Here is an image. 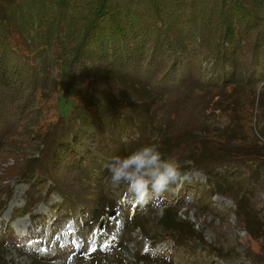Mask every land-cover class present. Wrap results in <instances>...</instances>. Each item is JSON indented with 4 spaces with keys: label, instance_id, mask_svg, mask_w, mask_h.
<instances>
[{
    "label": "trees",
    "instance_id": "16d2710c",
    "mask_svg": "<svg viewBox=\"0 0 264 264\" xmlns=\"http://www.w3.org/2000/svg\"><path fill=\"white\" fill-rule=\"evenodd\" d=\"M60 96L70 97L68 113L45 120L43 107ZM252 116L255 126L242 133L241 120ZM18 131L11 147L28 184L18 216L35 219L34 205L51 192L62 198V214L84 210L100 221L99 202L115 209L97 182L108 176L106 164L157 144L179 177L202 171L212 194L232 198L246 234L264 236V217L246 191L264 184V0H0V145ZM134 219L124 218L119 251L125 224L144 229ZM159 225L176 245L195 231L171 205L162 206ZM37 228L13 243L33 264H53L54 255L25 248L45 232L43 222ZM106 251L90 250L77 264L146 259L119 251L111 261L96 258ZM250 258L264 264V256Z\"/></svg>",
    "mask_w": 264,
    "mask_h": 264
},
{
    "label": "rangeland",
    "instance_id": "374dc122",
    "mask_svg": "<svg viewBox=\"0 0 264 264\" xmlns=\"http://www.w3.org/2000/svg\"><path fill=\"white\" fill-rule=\"evenodd\" d=\"M51 103H55V106L49 109L43 107L45 120L50 119L49 116H54L58 111L66 115L70 109L68 96L58 97L57 104L55 100L48 101V105ZM221 120L224 122L226 117L222 116ZM241 122L242 133L245 134L249 124L255 126L257 117L252 116ZM18 134L19 131L10 139L4 137L0 145V264H33L32 253H23L24 251L22 252L13 242L26 241V232L35 235L39 229H33L36 222H43L45 232L40 240L27 241L25 248L40 249L44 254L54 255L53 264H77L86 258L88 251L101 250L105 246L107 251L101 252L96 258H102L107 254L111 261L119 251L118 239L126 215L130 217L136 215L138 219H134L135 221L142 218L140 222L143 223L144 229L136 228L130 231L131 225L125 224L120 241L122 249L119 251L122 259L132 260L136 256L146 258L144 261L140 260L139 264H254L250 256H264V236L253 238L246 234L240 218L235 214L236 206L232 198L219 192L212 194L208 178L200 170H191L178 177L166 190L155 194L147 204L138 202L125 186H111L108 176L99 178L97 182L104 201L115 208L109 212L111 209L109 207L103 209L99 202L95 214H106L100 221L94 214L89 215L84 210L74 217L65 211L62 214L61 211L66 206L58 194L51 192H46L44 200L34 205L32 214L35 219L28 213L18 216L25 206L28 190V184L19 175L18 167L21 168L19 162H22L20 152L17 153L16 149L11 147L20 141L21 137L17 136ZM215 134L217 133L211 134L215 137L214 141L221 138ZM256 135L260 137L258 131ZM261 163H264V157L259 162ZM217 170L221 172L222 168ZM260 170L258 175L260 174L263 180L264 170L262 168ZM240 173L246 172L241 169ZM250 190L252 192H249ZM246 191L252 196L254 209L258 210L259 216L263 218L264 184L253 186ZM44 194L45 191L42 192V196ZM163 205H171L178 216L195 227L194 234L184 240L182 245L169 241L170 234L164 235L160 228ZM52 213L56 214V217ZM145 233L149 237H145ZM153 237L155 240L152 241L154 244L152 247L149 238ZM98 244L100 246L97 248ZM108 246L111 249H108ZM144 254L151 258L143 256ZM156 255H160L161 258L152 257Z\"/></svg>",
    "mask_w": 264,
    "mask_h": 264
},
{
    "label": "clouds",
    "instance_id": "9594fccd",
    "mask_svg": "<svg viewBox=\"0 0 264 264\" xmlns=\"http://www.w3.org/2000/svg\"><path fill=\"white\" fill-rule=\"evenodd\" d=\"M106 168L111 186H125L142 204L166 190L181 175L175 160L165 159L157 144H144L126 155L113 156Z\"/></svg>",
    "mask_w": 264,
    "mask_h": 264
}]
</instances>
